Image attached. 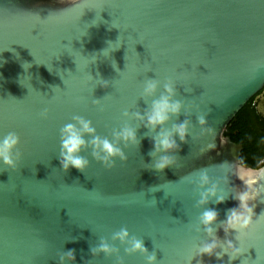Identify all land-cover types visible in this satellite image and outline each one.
I'll return each mask as SVG.
<instances>
[{
    "label": "water",
    "instance_id": "1",
    "mask_svg": "<svg viewBox=\"0 0 264 264\" xmlns=\"http://www.w3.org/2000/svg\"><path fill=\"white\" fill-rule=\"evenodd\" d=\"M117 39L119 47L108 51ZM260 60L264 0H0V134L15 131L21 153L14 170L0 168V261L56 264L55 253L71 248L75 264H84L92 259L89 248L99 235L107 239L124 226L155 251L157 264H180L197 235L191 224L199 210L192 206L195 193L188 179L200 168L211 179L227 181L221 186L227 198L205 205L217 211L214 234L223 240L219 221L236 204L228 189L242 187L231 171L241 145L223 131L262 88L264 71L255 78L253 63ZM144 64L151 70L134 73ZM180 72L184 79L175 98L199 105L213 135L200 136L195 113H190L192 127L184 143L177 141L175 167L161 172L143 167L151 163L155 133L141 126L138 144L126 149L124 163L116 161L105 170L88 157L84 172L60 170L58 129L72 115L91 120L98 135H109L121 122L122 109L147 108L137 96L143 79ZM97 79L108 80V86H95ZM91 99H100L104 110L93 107ZM43 107L47 119L37 116ZM183 119L181 111L164 127ZM127 200L135 202L120 203ZM144 200H154L155 207ZM252 211L253 225L241 242L255 250L242 255L255 259L256 251L264 264V203L253 201ZM234 235L230 230L235 246ZM121 256L123 264H143L139 254ZM93 264H111V258L98 255Z\"/></svg>",
    "mask_w": 264,
    "mask_h": 264
},
{
    "label": "clouds",
    "instance_id": "2",
    "mask_svg": "<svg viewBox=\"0 0 264 264\" xmlns=\"http://www.w3.org/2000/svg\"><path fill=\"white\" fill-rule=\"evenodd\" d=\"M93 23H95V20H93ZM119 45L120 41L117 39L114 45L109 43L107 50L118 48ZM73 62L75 63L74 60ZM95 62V58L90 61L92 64ZM253 63L256 78L259 71H264V60ZM22 67L27 73V68L30 65L25 63ZM150 70V66L144 64L134 73ZM22 79L19 80V83L24 85L21 82ZM90 79L92 80L91 76ZM183 79V72L177 73L175 77L164 76L162 79H143L138 84L137 96L147 102V108L143 112L129 111V107L122 109L120 112L121 122L117 127H113L109 135L106 136L96 133L91 120L81 115H72L70 122L63 124L58 129L57 160L60 170L66 172L69 168H73L84 172L89 166L88 157L105 170L112 169L116 161L124 163L127 160L126 149L129 146L138 144L136 129L141 126L147 129L149 133H155L151 136L152 148L149 152L151 163L143 164V167L151 168L154 172H161L165 168L175 167V153L179 148L177 141L184 143L186 136L189 135V129L192 127L188 119L190 113H195V126L200 136L213 135V129L207 126L206 114L200 110L199 105L191 100L185 102L182 98H175L177 84H183L181 83ZM94 82L95 86L99 84L101 88L107 87L109 84L108 80L103 79H97ZM252 82L250 81V83ZM158 88L160 89L159 95H156ZM185 91L190 92L191 89L185 88ZM91 105L97 108L98 111L104 110V106L100 104V99H91ZM181 111H183L184 119L165 128L164 125L170 118L178 116ZM37 116L39 119H47L48 108H41ZM129 120L136 123L134 125L129 124ZM85 136L88 137L87 140H85ZM248 139H251V137ZM256 143L264 145V136L259 137ZM18 144L19 137L15 131L10 130L0 134V168L12 170L16 168L21 157V153L17 148ZM214 146L213 141L207 150ZM85 149L88 150L87 155H81ZM193 171L198 174L194 178L188 179V183L195 193L192 206L199 210L191 224V231L197 233V235L190 240L187 253L180 264H190L193 259L195 264H206L205 260L202 259L203 257L220 261V264H232V261L237 257H240L239 264H262V258L256 251L255 259H249V257L242 255L249 248L254 250L255 248L251 244L248 246L243 245L241 236L252 227L254 222L252 202L259 200L264 203V156L256 160L255 167L247 165L242 158H237L233 163L231 171L241 181L242 187L228 189L236 204L234 207L229 208L224 219L219 221V226L224 233L223 240H220L214 234L213 225L217 223V211L205 207V205L209 201L221 203L227 198V193L221 187L226 185L227 181L224 177L211 179L203 168ZM191 172L186 173L184 178H188ZM133 202L135 201L127 200L120 203ZM144 203L147 207H155L154 200H144ZM258 218L259 215L255 217V219ZM230 230L235 231L233 237L237 241L235 246L233 240L228 238ZM200 233L203 235H199ZM117 244L120 247H117ZM89 252L92 259L84 261V264H93L94 258L98 255L111 258V264H123L121 252L124 256L139 254L143 258V264H157L158 262L155 251L149 252L144 247L142 239L130 234L124 226L112 231L107 239L103 235H99L96 244L89 248ZM222 257H226V261ZM55 259L56 264H75L74 252L71 248L57 251ZM0 264H3V261H0Z\"/></svg>",
    "mask_w": 264,
    "mask_h": 264
},
{
    "label": "trees",
    "instance_id": "3",
    "mask_svg": "<svg viewBox=\"0 0 264 264\" xmlns=\"http://www.w3.org/2000/svg\"><path fill=\"white\" fill-rule=\"evenodd\" d=\"M223 135L241 145L239 158L247 165L255 167L256 160L264 156V145L256 143L259 137L264 136V121L257 119L250 98L226 124Z\"/></svg>",
    "mask_w": 264,
    "mask_h": 264
},
{
    "label": "flooded vegetation",
    "instance_id": "4",
    "mask_svg": "<svg viewBox=\"0 0 264 264\" xmlns=\"http://www.w3.org/2000/svg\"><path fill=\"white\" fill-rule=\"evenodd\" d=\"M250 103L253 106V112L258 120L264 121V84L251 98Z\"/></svg>",
    "mask_w": 264,
    "mask_h": 264
}]
</instances>
